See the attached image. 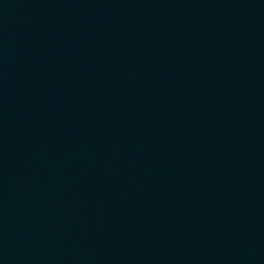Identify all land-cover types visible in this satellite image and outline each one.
<instances>
[{
  "label": "water",
  "instance_id": "95a60500",
  "mask_svg": "<svg viewBox=\"0 0 264 264\" xmlns=\"http://www.w3.org/2000/svg\"><path fill=\"white\" fill-rule=\"evenodd\" d=\"M0 264H264V0H0Z\"/></svg>",
  "mask_w": 264,
  "mask_h": 264
}]
</instances>
